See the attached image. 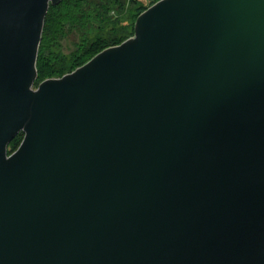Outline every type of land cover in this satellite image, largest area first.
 <instances>
[{"label":"water","instance_id":"water-1","mask_svg":"<svg viewBox=\"0 0 264 264\" xmlns=\"http://www.w3.org/2000/svg\"><path fill=\"white\" fill-rule=\"evenodd\" d=\"M61 1L0 0V264H264V0H157L36 86Z\"/></svg>","mask_w":264,"mask_h":264},{"label":"trees","instance_id":"trees-1","mask_svg":"<svg viewBox=\"0 0 264 264\" xmlns=\"http://www.w3.org/2000/svg\"><path fill=\"white\" fill-rule=\"evenodd\" d=\"M146 1V0H145ZM62 0L51 5L46 18L38 57L35 85L60 77L84 64L104 48L134 34L138 15L157 0ZM73 36L72 47L65 42ZM20 132L10 143L9 153L21 143Z\"/></svg>","mask_w":264,"mask_h":264},{"label":"rangeland","instance_id":"rangeland-1","mask_svg":"<svg viewBox=\"0 0 264 264\" xmlns=\"http://www.w3.org/2000/svg\"><path fill=\"white\" fill-rule=\"evenodd\" d=\"M145 1V0H144ZM146 3H149V0H146L145 1ZM74 37L73 36H70V38L65 42V49L68 51L69 49H71V47H72V39H73Z\"/></svg>","mask_w":264,"mask_h":264}]
</instances>
